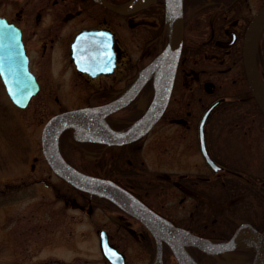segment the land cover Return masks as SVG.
Returning a JSON list of instances; mask_svg holds the SVG:
<instances>
[{
	"label": "flooded vegetation",
	"instance_id": "flooded-vegetation-1",
	"mask_svg": "<svg viewBox=\"0 0 264 264\" xmlns=\"http://www.w3.org/2000/svg\"><path fill=\"white\" fill-rule=\"evenodd\" d=\"M180 3L181 47L169 98L161 116L143 136L124 144L96 142L76 128L67 127L58 137L61 153L67 155L69 149L64 138L79 140L85 146H79V150L74 148L80 156L72 159L93 166L105 165L106 171L114 176L105 178L122 186L171 224L205 239H227L243 222L264 232V179L244 176L226 165L220 158V149L216 150L218 154L214 153L208 127L215 115L222 114L217 111L218 107L228 100L213 96L219 83L203 77L205 69L200 68L218 66L212 75L234 71L233 82L246 80L242 62L244 34L250 18L264 0H180ZM35 7L33 15L22 13V10L11 16L0 15L20 30L28 69L39 86L30 101L41 95L44 102L72 100L77 103L73 107L60 108L51 115L69 109L111 104V111L97 116L99 129L103 132L128 130L145 112L154 94L151 77L145 79L137 91L135 88L136 82H140V72L159 55L168 41L170 15L166 0H35ZM98 68L107 70L99 72ZM259 70L264 82V70L261 66ZM179 73L186 79H183L182 90L176 92ZM214 80L219 79L214 77ZM0 83L3 84L1 77ZM201 85L207 87L206 97L200 92L195 93V88ZM182 98H186L183 99L184 107L178 103ZM251 98L246 94L240 99ZM191 102H199L200 114L189 109ZM212 104L215 105L206 116L202 137L215 168L202 154L199 133L202 115ZM222 131L221 127L218 128L216 135H226ZM150 137V141L157 145L160 157L155 166H147L139 154L144 140ZM194 151L198 152L200 161H193ZM201 161V169L206 173L195 167ZM197 170L199 174H195ZM242 181L249 184L245 193H241ZM99 200L100 205L95 203L96 207L110 216L114 211L130 216L123 208L110 205V200ZM89 207L76 209L90 214L93 207ZM243 210L249 211L251 218L261 227L241 217L232 221L231 214L240 216ZM174 214L180 215V219H173L171 215ZM114 221L135 240L146 244L143 249L148 248L149 261L144 264H152L156 244L150 233L138 221V232H134L127 220L117 218ZM106 234L109 244L115 246L107 231ZM98 244L101 253L98 263L112 264L102 254L99 236ZM241 244L237 248H241ZM184 250L189 253V248ZM235 253L244 258L248 254L236 249ZM158 264H178L165 242Z\"/></svg>",
	"mask_w": 264,
	"mask_h": 264
},
{
	"label": "rangeland",
	"instance_id": "rangeland-1",
	"mask_svg": "<svg viewBox=\"0 0 264 264\" xmlns=\"http://www.w3.org/2000/svg\"><path fill=\"white\" fill-rule=\"evenodd\" d=\"M35 8V0H0V15L3 16L21 13V10L33 15ZM200 68L205 69L203 77L207 76L209 81L220 84L215 86L213 96L241 102L236 110L227 107L217 109L222 114L215 115L208 127L214 153L218 154L216 150L220 149V158L226 165L244 176L264 179V118L252 99H240L248 93L246 81L233 82L234 71L212 75L218 66ZM214 77L219 80H214ZM183 79L186 77L179 73L176 92L182 90ZM206 91L207 87L202 85L195 88V93L200 92L203 97H206ZM183 99L186 98L178 103L184 107ZM75 105L77 103L72 100L44 102L38 95L25 108H19L0 83V191L7 189L5 194L0 192V264H99L100 229H105L112 243L125 254L127 264L149 261L148 248L146 251L143 249L146 244L135 240L114 221L117 218L127 220L134 232H138L140 225L137 220L117 211L110 216L98 209L97 205L93 206L90 214H84L62 197L72 196L73 203L82 200L81 194L50 168L42 153L40 137L44 123L53 112ZM199 105V102H191L188 107L197 115L202 112ZM220 127L226 135L222 132L216 135ZM151 139L144 140L139 153L147 166H155L160 158L157 145ZM192 158L193 161L201 160L196 151ZM201 163L195 164V167L201 169ZM165 167L171 170V167ZM201 170L206 173L205 169ZM199 172L197 170L195 174ZM15 184L20 186L12 190L14 187L11 185ZM56 191L63 193L60 198ZM171 217L179 220L181 216L174 214ZM224 232L228 233L226 230ZM215 259L231 264H248L244 256L233 252L216 256Z\"/></svg>",
	"mask_w": 264,
	"mask_h": 264
},
{
	"label": "water",
	"instance_id": "water-1",
	"mask_svg": "<svg viewBox=\"0 0 264 264\" xmlns=\"http://www.w3.org/2000/svg\"><path fill=\"white\" fill-rule=\"evenodd\" d=\"M166 6L170 15V35L168 41L163 50L147 65L140 76V79L143 80L145 72L149 69H154V96L144 114L125 132H115L112 130L103 132L91 121L93 111L101 108L82 107L57 113L48 118L41 130L40 139L43 156L54 173L70 185L78 190L101 195L112 200L140 221L152 234L156 244V254L152 264L160 262L163 242L170 247L179 264H183L184 251L182 245H192L207 253H220L233 250L239 242L246 239V235L249 236L248 240L255 248L251 264H264V234L256 230L251 224H240L225 242L210 243L187 229L167 222L114 181L75 169L58 152L57 136L66 127H74L78 131L85 133L88 139L96 142L124 144L143 136L161 116L170 94L182 41L180 0H166ZM263 28L264 4L250 19L245 30L242 45L243 69L249 90L264 115V84L256 62L257 44ZM98 70L99 72H105L107 69L101 70V68H98ZM0 76L10 99L20 108L26 107L31 96L39 89L35 77L27 66V57L20 40V30L14 24L9 23L4 17H0ZM214 105H210L205 110L199 122L201 137L203 136L202 130L206 116ZM112 108L113 106L106 107L104 112L107 113ZM201 151L208 163L215 168V164L205 149L203 137L201 139ZM99 238L104 256L113 264H125L123 254L109 244L104 230L100 232Z\"/></svg>",
	"mask_w": 264,
	"mask_h": 264
},
{
	"label": "trees",
	"instance_id": "trees-1",
	"mask_svg": "<svg viewBox=\"0 0 264 264\" xmlns=\"http://www.w3.org/2000/svg\"><path fill=\"white\" fill-rule=\"evenodd\" d=\"M258 66H261V68H263L264 66V32L261 36V39H260V42H259V47H258ZM264 70V68H263ZM241 102H238V100L234 99L232 101H227L225 103H223L220 107H218V109H222L223 107H227V109H233L235 108V110L238 108V106H240ZM259 111V110H258ZM260 113V112H259ZM67 131V130H66ZM64 131V132H66ZM68 135V134H67ZM65 142L67 143L69 149H67L66 151V154L65 155V152H64V158L71 164L73 165L74 167H76L77 169L79 170H82V171H85V172H88L89 174H92V175H99V176H102V177H111L113 176L110 172L108 173L106 171V166L105 165H101V166H93L91 164L86 163L84 161L82 162H77L75 161V158L72 159L73 157H76L77 159H79V151H75L74 148H76L77 150H79V146H85V144H81V142H79V140H68L67 138H64ZM65 143V144H66ZM60 146V149H61V144H59ZM80 148V150H81ZM65 149V148H64ZM63 154V152H62ZM100 156V154H98ZM82 158V156H81ZM87 158V157H85ZM86 161H88V159H84ZM114 177V176H113ZM112 177V178H113ZM242 190H241V193H245L246 189H249L248 186L249 184L242 181ZM18 184H15V185H11L13 186L14 188H12V190L16 189V187L19 188L20 184L17 186ZM16 186V187H15ZM74 189V188H73ZM7 189H2V191H0L2 194H5ZM10 190V188H9ZM11 191V190H10ZM75 191L79 194H81L82 196V200L79 201V202H75L73 203V200H72V196L70 195H63V199L65 200L66 203H70L72 204L73 208L75 207H84V208H87V207H93V206H96L97 204L100 205V200L99 198H105L103 196H99V195H95V194H88L86 192H82V191H79L77 189H75ZM56 194L59 196V198L61 197V194L60 192L56 191ZM111 201V200H110ZM112 202V201H111ZM110 202V205H112L113 207H116V204L114 202L111 203ZM97 203V204H95ZM114 203V204H113ZM89 207V208H90ZM238 213V212H237ZM231 217H232V221L235 219V218H238V217H241L243 219H246L248 221H251L253 224H255L256 226H258L259 228L261 226H259L251 217V214L249 213V211H241L240 212V216L239 215H236L235 213L231 214ZM233 230V227L231 228ZM229 235V233H228ZM211 241H221L222 239L220 238H213V239H210ZM241 248H237L236 251L240 250V252L242 253H248L245 257V259L247 260V262H249V260L252 258V255H253V251H250L251 249L250 248H253V246L250 244V243H247V242H244L243 244L240 245ZM189 248V253L191 255V257L198 263V264H221L218 260L215 259L216 255L214 254H208V253H205V252H202L201 250L195 248V247H192V246H189L187 247Z\"/></svg>",
	"mask_w": 264,
	"mask_h": 264
},
{
	"label": "bare ground",
	"instance_id": "bare-ground-1",
	"mask_svg": "<svg viewBox=\"0 0 264 264\" xmlns=\"http://www.w3.org/2000/svg\"><path fill=\"white\" fill-rule=\"evenodd\" d=\"M148 72H149V71H146V72H145V77L148 75ZM103 109H104V108H101V109H98V110L93 111V115H92V117H91V121H92V123H93L98 129H99V128L101 129V127H100V125L98 124L97 116H98L99 112H101ZM100 129H99V130H100ZM189 264H193V263L189 262Z\"/></svg>",
	"mask_w": 264,
	"mask_h": 264
}]
</instances>
